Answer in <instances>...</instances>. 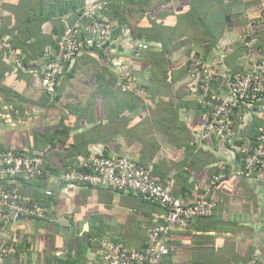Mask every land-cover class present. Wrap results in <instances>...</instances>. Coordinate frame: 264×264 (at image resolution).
I'll use <instances>...</instances> for the list:
<instances>
[{
	"label": "crops",
	"instance_id": "1",
	"mask_svg": "<svg viewBox=\"0 0 264 264\" xmlns=\"http://www.w3.org/2000/svg\"><path fill=\"white\" fill-rule=\"evenodd\" d=\"M97 1L0 0V34L17 42L23 64L0 52V148L45 158L39 180L3 184L52 216L14 218L0 211V232L16 248L7 264H97L102 249L88 240L107 236L143 246L148 228L165 215L160 206L133 191L58 178L62 162L77 167L98 155L152 163L153 177L169 181L172 194L188 204L222 172L209 197L212 215L172 230L162 264H264V172L246 175L238 153L239 144L254 140L264 97L238 111L232 142L203 139L209 110L198 103L186 72L194 55L202 57L214 69V92L227 95L229 75L246 72L248 55L264 50V0L129 1L130 24L110 18V40L66 64L54 101L42 84L44 53ZM139 41L148 48L136 56ZM126 74L134 80L125 78L129 87L122 89L117 82Z\"/></svg>",
	"mask_w": 264,
	"mask_h": 264
},
{
	"label": "built area",
	"instance_id": "2",
	"mask_svg": "<svg viewBox=\"0 0 264 264\" xmlns=\"http://www.w3.org/2000/svg\"><path fill=\"white\" fill-rule=\"evenodd\" d=\"M108 8L109 0L97 1L82 8L74 23L66 26L58 35L55 45L44 53L42 84L51 97L55 94L57 80L66 62L85 48H101L110 40L112 25L103 16ZM250 30L249 24L244 30V36L249 35ZM147 48L146 43L139 41L134 45V54L140 56ZM1 51L13 56L18 67L22 66L8 37L0 36ZM247 59L249 67L246 72L229 75L227 95L214 92L212 84L216 77L213 67L207 61L197 55L190 59L187 75L195 81L198 103L209 110L201 138L214 135L227 143L232 142L238 111L253 107L264 97V50H255ZM125 78L134 80L128 74L119 77L118 84L122 89L129 87ZM1 129L0 125V132ZM238 149L246 175L264 172V118L256 126L253 142L242 144ZM153 168L152 163L141 164L124 156L98 155L82 161L79 168H69L58 175L60 181L65 183L133 191L165 210L164 221L147 230L142 248L128 247L111 236L102 238L99 241L102 254L97 264H162L163 257L169 252L172 230L188 226L195 218L212 215L215 203L209 199V195L216 182L223 177L222 172L215 174L200 197L188 204L172 194L169 181L153 177ZM44 173V158L41 154L0 151V211L9 212L14 218H51L40 202L25 198L15 186L7 188L3 184L14 179H38ZM46 194H50V191ZM15 252L16 248L10 244L9 235L0 233V264H7V258Z\"/></svg>",
	"mask_w": 264,
	"mask_h": 264
},
{
	"label": "trees",
	"instance_id": "3",
	"mask_svg": "<svg viewBox=\"0 0 264 264\" xmlns=\"http://www.w3.org/2000/svg\"><path fill=\"white\" fill-rule=\"evenodd\" d=\"M129 1H134L135 3H136V5H140V6H142L143 4H147L148 3V1L149 0H123V1H121V0H112L111 1V4H109V8L107 9V10H105L104 12H105V14H104V12H103V16H104V18L106 19V20H109L110 22H112L111 21V17L112 18H114V20H117L119 23L120 22H127L128 24H130V17L132 16V14H130L132 11H133V7L132 6H129L127 3L129 2ZM123 2V5L121 6V3ZM133 2V3H134ZM111 5H112V7H111ZM81 11V10H80ZM80 11L77 13V16H78V14L80 13ZM66 27V26H65ZM64 27V28H65ZM63 28V29H64ZM62 29V30H63ZM62 32V31H61ZM60 32V33H61ZM60 33H58V35H60ZM0 36H4V35H1L0 34ZM5 37H8L9 38V36L8 35H6ZM58 37V36H57ZM10 40H11V43H12V46H13V48H14V50H15V52H16V55L20 58L21 57V55H20V52H19V47H18V44H17V42L16 41H14V39H12V38H9ZM56 40H57V38L55 39V41H53V44H52V46H54L55 45V43H56ZM105 47V45L103 46V47H101V48H85L84 50H100V49H103ZM83 50V51H84ZM75 58V57H74ZM73 60V59H72ZM70 62V61H69ZM69 62H66L65 63V66H66V64H68ZM189 63H190V61L188 62V64H187V66H186V72H187V68H188V66H189ZM23 65V64H22ZM64 70V69H63ZM117 84H118V82H117ZM119 85V84H118ZM56 87V86H55ZM45 93L47 94V96L49 97V98H51V99H53L54 101L57 99V97H51L46 91H45ZM261 121V120H260ZM259 121V122H260ZM259 122L257 123V125L259 124ZM253 142V141H252ZM240 146H241V144H239ZM7 150H11V151H14L15 153H27V154H33V151L32 150H14V149H1L0 148V151H7ZM44 158V157H43ZM44 163H45V158H44ZM45 167V166H44ZM61 167V171H65V170H68L69 168H79V166H77V167H71L70 165H67L65 162H62V164H60V166H59V168ZM217 173H219V171L218 172H216L215 174H217ZM215 174H213L211 177H210V179L215 175ZM44 175V174H43ZM43 175L40 177V178H42L43 177ZM40 178H38V179H32V180H39ZM210 179H209V181H210ZM14 180H23V179H14ZM13 180V181H14ZM23 181H26V180H23ZM27 181H30V180H27ZM219 181V180H218ZM12 182V181H11ZM209 183V182H208ZM217 183V182H216ZM215 186V185H214ZM213 186V187H214ZM5 187H7V188H10V187H12V186H7L6 184H5ZM106 188V187H105ZM114 189V188H113ZM204 192V191H203ZM202 192V193H203ZM201 193V194H202ZM139 195V194H138ZM141 198H143L141 195H139ZM209 197H210V195H209ZM144 200H146V201H151V200H148V199H145V198H143ZM157 204V203H156ZM158 205V204H157ZM159 206V205H158ZM164 212H165V210H164ZM164 217H165V215H164ZM164 217H163V219H161V221L160 222H163L164 221ZM30 218V217H29ZM149 229V228H148ZM1 234H2V232H0ZM4 233H7V232H4ZM147 236V235H146ZM102 238H98V239H96V240H88L89 241V243L91 242L92 244L94 243V244H97V245H99V241L101 240ZM115 241H118V242H122V241H120V240H116V239H114ZM145 241H146V239H145ZM90 243V244H91ZM123 244H125L124 242H122ZM10 244L11 245H13V246H15L14 245V242H13V240L10 238ZM144 244H145V242H144ZM144 244H143V246H144ZM126 246H128L127 244H125ZM143 246H141L140 248H142ZM129 247V246H128ZM58 264H72V263H70V262H68V261H60Z\"/></svg>",
	"mask_w": 264,
	"mask_h": 264
}]
</instances>
